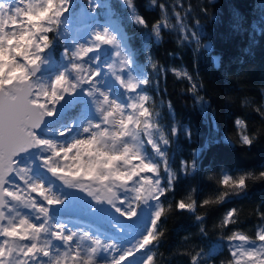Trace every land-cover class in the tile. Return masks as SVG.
<instances>
[{
    "label": "snow or ice",
    "instance_id": "obj_1",
    "mask_svg": "<svg viewBox=\"0 0 264 264\" xmlns=\"http://www.w3.org/2000/svg\"><path fill=\"white\" fill-rule=\"evenodd\" d=\"M19 7L16 9L17 15L10 17L7 15L8 5L0 0V28L5 31L10 21L24 22L28 15L38 13L42 20H47L51 24H55L57 28L64 25L66 20L75 17L77 22L82 20V13H87L89 18L96 17L99 12V0H85L87 8H77L78 0H39L37 4L35 0H17ZM129 9H134V0H125ZM151 5L160 9L159 19L149 25L146 20L133 11V18L136 24L145 30L150 31L160 41L163 31H175L177 33V44L185 41H195L196 47L193 49V65L195 66V55L201 48H207L211 53L210 44H201L200 36L197 32L200 21L197 18L196 8L205 11V3L211 4L212 0H198L194 6L192 0H171L170 10H166L165 5L169 4V0H150ZM185 4L177 10V7ZM74 10V11H73ZM188 14V15H186ZM192 21L193 24H190ZM52 29L47 26H39L33 35L39 33L37 39L40 43L37 45L39 56H34L30 63L34 66L43 60L44 56H52L53 39L48 38L45 34L51 32ZM127 39V38H126ZM115 50V57L111 63H105L103 54L106 49ZM62 51L60 57L66 60L69 67L64 71L56 74L49 82L47 88L33 90L31 86L27 90H20L14 93L15 103L8 102V92H4V103L0 110V207H3L8 201L18 202L27 209H32L37 213V222H30L29 218H20L14 226L11 221L4 223L6 213L0 211V264H99V256L103 252L107 259L105 264H128V262L138 253H143L152 248L158 242V231L160 224L167 218L170 212L169 208H165L161 202V197L166 195L164 189H158L157 181L154 179L157 173V167L151 162H144L138 153H131L138 157L136 164H131L127 172L119 170L113 173L114 187H124L131 195L129 201L121 198L122 194L118 190L109 188L101 196L95 195L93 192H86L90 197L89 211L96 213L97 207L103 208L105 205L114 213V216L121 220L131 223L134 221L141 206L146 202H152L155 206L148 227L142 237L130 247H126L123 251L114 243H106L98 238L89 239L83 236L80 239H88L89 247L81 253L77 234L70 230L65 233L64 226L49 233V221L51 218V210L57 207H63L68 201V195L61 200L59 197L52 195L51 190L47 189L43 183L29 182L30 170L28 168L18 167L20 160L26 158L24 154H30L33 149H39L44 153V157L39 159L40 165L52 176L61 179L63 183L72 188L77 186L75 181L78 177L71 173L68 178L58 173V165L56 161L61 155H68L75 152L77 158L88 150L90 146L98 144L102 137L106 134L100 129L110 124H118L117 135H127L132 132L127 125L130 123H138L143 126L144 135L156 152L161 149L153 141L155 133L150 129L153 128L155 121L153 108L150 105L151 97L140 94L141 86H149L151 80L145 78L142 81H134L132 78H124V74L130 67V57L122 55L120 44L116 38L112 36L107 29L93 30L86 44L72 43V47L61 43ZM212 62L219 67V58L215 55L211 56ZM118 61V63H117ZM15 66V65H13ZM154 69L158 67L159 73L165 75L171 72L176 78L184 79L188 82L187 90L196 97V104L200 107L201 113L207 114V101L201 95H198L197 84L193 82L191 73L187 69L168 68L162 65H152ZM111 76L115 83L128 95V101L125 107H121L120 103L110 98L109 94L104 91L97 92V83L102 82V78ZM199 78L197 77V81ZM203 88V84H199ZM83 97L84 99H81ZM84 100L91 101L93 108L99 113V121L85 120L87 114V105ZM160 107L164 108L163 101ZM167 112L173 120L171 128L168 130L169 135L157 129L160 139L166 144L170 137L176 136L179 132L177 123L175 122V113L173 105L169 102L166 105ZM130 110V111H129ZM68 118V124L61 125L58 129V136L65 138L66 143L57 145L51 140L38 137V131L42 129L49 121L56 120L58 116ZM77 121H81L82 135H72V129L77 126ZM233 132L226 134L224 140L228 143L240 142L248 145L252 143L254 137L247 132L246 123L242 119H236L233 122ZM184 133L190 135L187 128L183 129ZM71 139L69 140V137ZM144 138V136H141ZM207 147V145H205ZM125 153H121L124 157ZM166 165V161H165ZM185 168H192V165H185ZM167 170V169H166ZM87 177L94 175L91 169L85 173ZM170 177H175V172L168 170ZM251 177L241 176L233 179L224 176L220 183L224 188L240 192L246 189V182ZM211 180L212 177H209ZM256 180L264 181V172L254 177ZM21 185L23 187H21ZM79 191H84L82 185L78 186ZM171 189L169 188L168 191ZM224 193L216 200H206L205 205L219 204L222 202ZM191 200V197L188 198ZM119 205V206H117ZM175 210L179 212H191L194 210L192 202H186L181 199L176 202ZM238 213L233 210L227 212L220 226L226 228L236 223ZM251 215V214H250ZM258 222L253 225L255 228L254 238L250 241L257 246V251H244V245L249 242L247 233L233 232L228 239L231 242L229 250L233 252V264H245L247 260H255L259 255H264V212L256 210ZM197 219H201L197 216ZM112 226L117 227L115 220ZM19 233V235H18ZM50 235L51 239L45 242V247H37L36 241L41 235ZM17 241V248L20 255H10L13 251V241ZM239 241L240 243H236ZM55 242V243H53ZM23 244L21 247L20 244ZM57 245H63L64 251L60 252L57 257H53L52 252L57 249ZM218 249H213L211 255H216ZM119 253V254H117ZM237 254L240 258H237ZM142 264H156L154 255L149 253ZM195 264V262H194ZM264 264V261L260 262Z\"/></svg>",
    "mask_w": 264,
    "mask_h": 264
},
{
    "label": "trees",
    "instance_id": "obj_2",
    "mask_svg": "<svg viewBox=\"0 0 264 264\" xmlns=\"http://www.w3.org/2000/svg\"><path fill=\"white\" fill-rule=\"evenodd\" d=\"M104 1L113 9L108 20L126 35V46L132 52L137 71L151 80L149 86L142 87L145 95L151 97L153 113H159L154 115V132L159 129L169 135L173 123L166 109L169 102L179 129L166 144L158 138L166 165L153 155L148 145L144 149L158 169V189L166 191L161 202L170 212L160 224L158 242L138 254L146 257L152 253L160 264H233L229 235L246 232L250 242L255 233L253 225L258 222L256 210L264 212V181L254 179L264 172V0H212L211 4L205 3V11L196 8L200 43L210 44L211 53L201 48L195 55V66V41L177 44L175 31H163L161 40L157 41L130 16L132 10L149 25L158 20L160 9L151 5L150 0H134V9H129L125 0ZM170 3L171 0L165 5L166 10H170ZM192 3L195 6L198 0ZM184 6L191 7L182 3L177 10ZM55 48L54 60L60 63ZM212 55L219 58V67L212 62ZM153 64L165 69H187L197 84V94L207 101V114L201 113L194 95L180 90L189 88L186 80L176 78L171 72L162 75ZM201 83L203 88L199 87ZM122 96L118 94L119 99ZM161 101L164 108L160 107ZM238 118L245 121L248 134L254 137L248 145L224 140L226 134L233 132V122ZM67 124L68 118L61 115L50 128ZM185 128L190 135L184 133ZM186 164L193 167L185 168ZM164 167L176 174L171 184ZM249 174L253 178L247 180L246 189L240 192L224 188L220 183L224 176L235 180ZM48 178L43 179L51 184ZM226 192L228 195L218 205L204 204ZM181 199L192 202L194 210H175L176 202ZM233 210L238 213L236 223L222 228L223 216ZM121 226L124 231L134 228ZM138 226L144 227L142 223ZM101 230L120 236L108 228ZM214 248L218 249L217 254L211 255Z\"/></svg>",
    "mask_w": 264,
    "mask_h": 264
},
{
    "label": "rangeland",
    "instance_id": "obj_3",
    "mask_svg": "<svg viewBox=\"0 0 264 264\" xmlns=\"http://www.w3.org/2000/svg\"><path fill=\"white\" fill-rule=\"evenodd\" d=\"M2 2L8 5L7 15L10 17H15L17 15L16 9L22 7V5H18L15 0H2ZM35 2L38 4L39 0H35ZM99 5V12L97 13L98 19L96 17L89 18L85 12L81 14L82 20L80 22H77L73 16L72 19L66 20L64 25L57 28L55 24H51L47 20H42L37 13L35 15H28L26 21L24 22L10 21L8 25L11 27L7 25L6 31L3 28H0V90L4 89L5 85H12L13 87L20 88V84L24 81H28L33 90L47 88L49 82L56 74L69 67L68 62L62 59L59 55L62 51L61 43L67 45L69 48L72 47L73 42L76 44H86L90 38V33L93 30L104 29H107L109 33L116 38L117 43L120 44L122 49V55L130 57V67L127 70V73L124 74V78L127 79L130 77L134 81L144 80L145 75L142 72L139 73L137 71V68L134 65L133 57L131 56L132 52L129 47L126 46V35L113 21L108 20L113 13L112 7L104 0H99ZM81 6L87 8L85 0H78L77 8ZM0 11L4 10L0 9ZM129 14L133 18L132 10ZM101 17H105V19L101 20ZM14 24L17 26L13 27ZM39 26H47L52 29L51 32L45 34L48 38L53 39L51 49L52 56H44L43 60L38 64V66H36L39 74L37 76H33L29 70V68L33 66L30 61L34 56H39L37 45L40 41L37 39L39 33H36V35H33L32 33L35 32L36 28ZM50 33H53L54 36ZM53 47H56L55 49L56 52H58L57 55L60 63H57L54 60ZM114 57L115 50L111 47L106 49L103 54V60L105 63H111L112 58ZM96 90L97 92L104 91L109 94L110 98L120 103L121 107H125L126 103L129 102V94L125 93L115 83V80L111 78V76L102 78V82L97 83ZM118 94L123 95L122 98L119 99ZM140 94L145 95L142 86L140 88ZM81 99L84 98L81 97ZM84 102L88 109L85 120L99 121L100 114L93 108L91 101L84 100ZM53 122H55V120ZM80 125L81 121H77V126L72 129L73 136L78 134L82 135ZM50 127L43 130L38 137L51 140L57 145L65 144V138L58 136V129L60 126L57 129H51ZM118 127V124H112L111 129L109 127L101 128L100 131L106 135L101 138L98 144L90 146L86 152H83L79 156V158H77V154L75 152L68 155H61L58 157L56 165H58V173L62 174L64 178H68L71 171V173H74L78 177L75 182L81 180L84 185H86L87 182L94 184V187L96 189H100L101 191L108 190L109 188L118 190L122 194L121 198L125 199L127 202H131L129 201V196L131 194L125 188L114 187L113 173L117 170L127 172L130 165L126 163V160L130 161L131 164L137 163L138 157L136 155H132L131 153L133 152L138 153L139 157H142L145 163L151 162L146 150H144L147 145L150 147L153 155L159 157L162 164H164L165 161L163 160L164 157L161 154V151L156 152L149 143L147 137L144 135L142 125L138 123H130L127 125V128H130L132 132L127 135L119 136L117 135ZM150 130L154 132L153 128ZM154 133L155 135L152 139L155 144L159 146V133L158 131ZM141 136H144V138H141ZM70 139L71 136L69 137V140ZM121 153H125V156L121 157ZM25 157L26 158L23 163L20 162L18 167L28 168L30 170V183H43L47 189L51 190L52 195L59 197L61 200L64 199L65 195H68V201L63 207H57L51 210L52 214L48 225L49 233L59 229L62 225L64 226L65 233L69 230L76 233L77 240L74 241V244L77 242L79 243L82 254L84 250L89 247L88 239H80L83 236H87L89 239L98 238L106 243H114L121 251H123L126 247L132 246L138 238L144 235L145 229L148 227L149 220L155 211V206L152 202H146L145 205L141 206L137 218L131 223L125 222L119 217L114 216V213L106 206L103 208L98 206L96 213H91L89 211L88 204L90 200L81 197L79 199L76 198L71 195V190H67V188H64L63 186L62 188L64 189L61 190L59 188V185L61 186V179L52 176L46 171V169L43 168L42 165H40L39 159L44 157V153L37 149V153L33 155L26 154ZM89 169H91L94 173L91 177H87L85 175ZM164 173H166L167 177L170 178L167 167H164ZM45 176L49 177L48 179L51 180L52 184H49L43 179ZM157 176L158 175L156 173L154 176L155 180L157 179ZM158 185L159 184H156L157 188ZM21 187L23 186L21 185ZM4 210V213H6L5 224H7L8 221H11L15 226L22 217L29 218L30 222L33 223L37 222V213L32 209L24 208L18 202L8 201L6 203V209ZM66 212L70 213L72 216H63L64 218L61 217ZM88 214L96 217V220L98 221L96 223L97 225L92 226L83 222L82 219H79V216ZM75 218H78L79 220H76ZM113 219L115 220L117 227L112 226ZM140 223H142L144 227L138 226ZM126 224L128 226H133V230L124 231L121 225ZM101 228H108L110 231L118 233L120 236H124L120 237L111 235L106 231L101 230ZM50 239V235L41 234L36 241L37 247H45V242ZM17 243V241H13V251L10 254L12 256L20 255ZM236 243L240 242L237 241ZM20 246L22 247L23 244L21 243ZM243 250L255 252L257 251V246L248 242L244 245ZM63 251V245H57V249L53 250L52 255L53 257H57L59 253ZM144 258L145 256L136 254V256L133 257L128 264H142ZM237 258H240L238 254ZM98 259L99 264H105L107 256L102 252ZM262 261H264V255L258 254L255 260H247L245 264H260Z\"/></svg>",
    "mask_w": 264,
    "mask_h": 264
},
{
    "label": "water",
    "instance_id": "obj_4",
    "mask_svg": "<svg viewBox=\"0 0 264 264\" xmlns=\"http://www.w3.org/2000/svg\"><path fill=\"white\" fill-rule=\"evenodd\" d=\"M30 72L32 73L33 76H37L39 74V72L37 71V67L35 66V70H34V66L30 67L29 68ZM30 86V83L28 81H24L23 83L20 84V88H17V87H13L12 85H5L4 86V89H1L0 90V110H2V107H3V103H4V92L5 90H7L8 92V102L10 104H14L16 101L14 99V93H17L18 91L20 90H27V87ZM54 121V120H53ZM53 121H49L47 122L45 125H42V129L41 130H37L38 131V135H40V133L42 132V130L44 129H48L51 125H52V122ZM111 129L112 127V124H110L109 126H107ZM36 149H33L32 152H35ZM31 152V153H32ZM25 155V154H24ZM61 184L62 186H65V188H69L67 187L63 181L61 180ZM91 186L88 185V188L87 190H84V191H75L74 194L75 196H78V197H81V198H84V199H87V200H90L91 198L88 197L86 195V192H93L95 195H98V196H101L106 190H103L101 191L100 189H91L90 188ZM124 188V187H123ZM106 206V205H105ZM107 207V206H106ZM3 209H5V205L3 207H0V211H3ZM83 219L86 221V222H89V223H97L98 221L96 220V217L92 216V215H83Z\"/></svg>",
    "mask_w": 264,
    "mask_h": 264
},
{
    "label": "flooded vegetation",
    "instance_id": "obj_5",
    "mask_svg": "<svg viewBox=\"0 0 264 264\" xmlns=\"http://www.w3.org/2000/svg\"><path fill=\"white\" fill-rule=\"evenodd\" d=\"M75 184L77 185V186H74V187H72V189L71 188H69V189H67V190H71V195L77 190L78 191V186H80V185H82L83 187H84V189L85 190H87V188H88V185H90L91 187V189H96L95 187H94V184H91V183H88L87 182V184L86 185H84V183L83 182H81V180H78V182H75ZM64 188H65V186H63ZM59 188L62 190V189H64V188H62V184H61V186L59 185Z\"/></svg>",
    "mask_w": 264,
    "mask_h": 264
},
{
    "label": "bare ground",
    "instance_id": "obj_6",
    "mask_svg": "<svg viewBox=\"0 0 264 264\" xmlns=\"http://www.w3.org/2000/svg\"><path fill=\"white\" fill-rule=\"evenodd\" d=\"M16 1V3L18 4V2H17V0H15ZM19 5V4H18ZM7 14H8V12H7ZM9 26V25H8ZM17 25H13V27H16ZM9 27H11V26H9Z\"/></svg>",
    "mask_w": 264,
    "mask_h": 264
},
{
    "label": "clouds",
    "instance_id": "obj_7",
    "mask_svg": "<svg viewBox=\"0 0 264 264\" xmlns=\"http://www.w3.org/2000/svg\"><path fill=\"white\" fill-rule=\"evenodd\" d=\"M156 264H160V262L159 261H156Z\"/></svg>",
    "mask_w": 264,
    "mask_h": 264
}]
</instances>
